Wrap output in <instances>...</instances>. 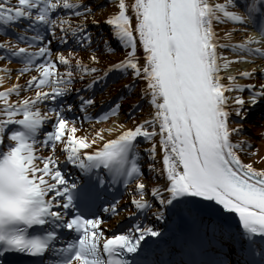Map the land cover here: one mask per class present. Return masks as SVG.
Here are the masks:
<instances>
[{"label": "snow or ice", "instance_id": "snow-or-ice-1", "mask_svg": "<svg viewBox=\"0 0 264 264\" xmlns=\"http://www.w3.org/2000/svg\"><path fill=\"white\" fill-rule=\"evenodd\" d=\"M0 37V264H264V0H0Z\"/></svg>", "mask_w": 264, "mask_h": 264}, {"label": "bare ground", "instance_id": "bare-ground-1", "mask_svg": "<svg viewBox=\"0 0 264 264\" xmlns=\"http://www.w3.org/2000/svg\"><path fill=\"white\" fill-rule=\"evenodd\" d=\"M9 66L12 67V68H15L17 65L15 63H13V64H11ZM239 67L242 68V67H244V65H240ZM235 70H237L236 67H233V68L228 69L229 72L235 71ZM14 75L15 74L13 73V77H14ZM241 82H244V81H241ZM111 88H112L113 91H115V89L119 88V84H113V85H111ZM121 91H123V90L121 89ZM97 98L99 99V95H98ZM246 127L247 128L250 127L252 129V130L249 129L251 131V132H249V134L255 135V133L257 131V129L255 127L249 126V125H246ZM255 143L258 144V145H260L262 148H264V141L256 140Z\"/></svg>", "mask_w": 264, "mask_h": 264}]
</instances>
